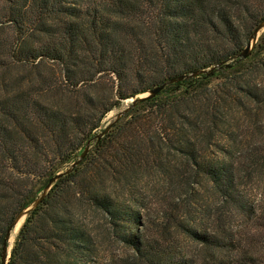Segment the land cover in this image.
<instances>
[{"label":"trees","instance_id":"trees-1","mask_svg":"<svg viewBox=\"0 0 264 264\" xmlns=\"http://www.w3.org/2000/svg\"><path fill=\"white\" fill-rule=\"evenodd\" d=\"M263 18L264 0H0V250L17 213L76 159L109 111L233 57ZM15 66L23 73L9 80ZM232 105L247 115L249 135L235 158L214 149L217 133L235 128L224 121ZM261 136L264 33L246 59L174 81L120 119L27 217L8 264H101L81 209L99 210L131 247L116 264H264V209L243 189L245 175L264 170ZM140 169L189 188L210 184L219 202L202 221L191 202H178L145 226L144 206L103 184L128 183ZM227 207L253 227H223Z\"/></svg>","mask_w":264,"mask_h":264},{"label":"rangeland","instance_id":"rangeland-1","mask_svg":"<svg viewBox=\"0 0 264 264\" xmlns=\"http://www.w3.org/2000/svg\"><path fill=\"white\" fill-rule=\"evenodd\" d=\"M22 73L23 70L16 66L6 72L9 80L17 78V76L22 75ZM3 89L4 85L0 84V93L3 92ZM128 103V99L123 100L119 106L109 111L97 131L101 130L108 121L113 119L114 115ZM226 113L227 115L224 121L235 126V128L232 126L230 128H222V131L217 133L216 139L214 138L217 145L214 146V149H216L217 152H222L223 149L227 150L226 153L235 158L245 150L246 142L249 138V135L245 132L243 127L247 122V115L242 108L237 105L228 107ZM261 137L264 139V136ZM172 158L173 156L171 154L169 159L171 162H174ZM65 167L66 165L61 167V169ZM105 182L107 183L103 184L111 189L113 194L117 197L125 201H131L133 204L136 202L144 206L143 208L140 207V211L144 216V222L148 218L155 221L160 219L165 213V209L171 208L172 206L175 207L178 202L182 206L185 204L188 206L187 203L191 202L189 208L192 214L194 216L197 215L195 218L198 217V220L202 221L201 219L204 218L203 210L207 208L212 209V207L219 202L217 194L210 184H193V187L189 188V185L186 186L184 183H178V179L174 175L171 179H168L166 172H158L157 169L147 171L140 169L136 177L131 178L128 183H112L109 180ZM243 183H245L243 189L247 194L248 201H251L254 206L260 207L259 211L264 209V170L256 172L254 176L245 175ZM103 184L101 186H104ZM188 189L191 190V197H189V193H187ZM180 193L182 194L180 195ZM221 212L222 222L220 221V224L225 228H233L237 231L240 230L242 234H245L250 227H253L235 213L232 214L231 209L228 207L221 209ZM79 216L83 223L92 228L98 250L99 262L101 264H116L122 257L132 254L131 247L127 246L119 237L112 233L106 219L99 210L87 209V211H85L81 209ZM146 224H148V221L145 222V226ZM216 224L215 222L214 225ZM170 226L171 231H173V221H171ZM263 231L264 229L262 232Z\"/></svg>","mask_w":264,"mask_h":264},{"label":"water","instance_id":"water-1","mask_svg":"<svg viewBox=\"0 0 264 264\" xmlns=\"http://www.w3.org/2000/svg\"><path fill=\"white\" fill-rule=\"evenodd\" d=\"M263 33H264V18L261 19L260 22H258L256 27L254 28L253 32L251 33L247 41L246 46L241 51L233 55V57L218 62L210 67L196 70L191 74H183L176 78L168 79L153 88L139 92L128 98L129 103L126 104V106L123 107L121 110H119L114 115L113 119L108 121V123L101 130H99L97 133H95L91 138L87 140L84 149L82 150V152H80L77 155L76 159L69 166L58 170L55 174L49 177L48 181L38 191L37 195L17 213V215L15 216V218L7 228L6 233L3 237L1 250H0V264L9 263L11 251L14 245L13 244L12 247L10 248L11 238L15 232L17 236L21 226L23 225L27 217L42 203V201L50 193V191L53 189V187L59 181V179L72 172L74 168L84 160V158L86 157L90 149L93 147V145L98 143L120 119H122L126 114H128L139 103H142L148 99L155 97L166 85L174 81L182 80L189 77L199 76L202 74H205L206 76H211L216 71L222 68L229 67L236 62L246 59L254 50L259 37Z\"/></svg>","mask_w":264,"mask_h":264},{"label":"bare ground","instance_id":"bare-ground-1","mask_svg":"<svg viewBox=\"0 0 264 264\" xmlns=\"http://www.w3.org/2000/svg\"><path fill=\"white\" fill-rule=\"evenodd\" d=\"M15 236H16V232L14 233V235H13L12 238H11L10 248H11L12 245H13V241H14Z\"/></svg>","mask_w":264,"mask_h":264}]
</instances>
